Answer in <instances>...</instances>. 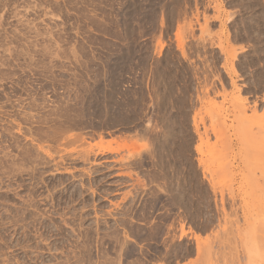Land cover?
I'll use <instances>...</instances> for the list:
<instances>
[{
    "label": "rangeland",
    "instance_id": "obj_1",
    "mask_svg": "<svg viewBox=\"0 0 264 264\" xmlns=\"http://www.w3.org/2000/svg\"><path fill=\"white\" fill-rule=\"evenodd\" d=\"M0 264H264L262 0H0Z\"/></svg>",
    "mask_w": 264,
    "mask_h": 264
},
{
    "label": "crops",
    "instance_id": "obj_2",
    "mask_svg": "<svg viewBox=\"0 0 264 264\" xmlns=\"http://www.w3.org/2000/svg\"><path fill=\"white\" fill-rule=\"evenodd\" d=\"M262 2L264 3V0H262Z\"/></svg>",
    "mask_w": 264,
    "mask_h": 264
}]
</instances>
